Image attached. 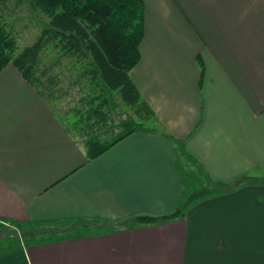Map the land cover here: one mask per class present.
<instances>
[{"label":"crops","instance_id":"crops-1","mask_svg":"<svg viewBox=\"0 0 264 264\" xmlns=\"http://www.w3.org/2000/svg\"><path fill=\"white\" fill-rule=\"evenodd\" d=\"M143 2L141 58L129 75L159 132L133 133L88 161L75 113L67 125L7 65L0 219L169 214L183 195L176 158L231 190L175 221L1 250L0 264H264V0Z\"/></svg>","mask_w":264,"mask_h":264},{"label":"trees","instance_id":"trees-1","mask_svg":"<svg viewBox=\"0 0 264 264\" xmlns=\"http://www.w3.org/2000/svg\"><path fill=\"white\" fill-rule=\"evenodd\" d=\"M30 5L50 18L34 43L18 49L10 31L0 23V73L14 65L46 101L55 90L69 96L70 89L59 87L62 75L54 70L69 59L71 67L79 65L73 88L87 84L89 95L75 106V133L84 142L87 160L107 152L133 133H156L160 127L152 107L142 97L129 71L141 58L140 43L145 34L143 0H29ZM49 53L54 55L49 58ZM55 100V99H53ZM117 102V104H116ZM131 113L119 122L109 137L97 135L107 129L115 106ZM111 130V129H110ZM115 130H117L115 132ZM108 133V132H107ZM179 157V153H178ZM176 166L183 185L180 205L162 216L140 215L128 220L77 219L58 222L0 219V251L20 246L60 242L84 237L93 228L113 232L122 228L155 226L181 219L195 204L212 197L225 184L203 186L196 178L186 181ZM191 176V175H189ZM219 185V187H218ZM231 190V189H230Z\"/></svg>","mask_w":264,"mask_h":264},{"label":"rangeland","instance_id":"rangeland-1","mask_svg":"<svg viewBox=\"0 0 264 264\" xmlns=\"http://www.w3.org/2000/svg\"><path fill=\"white\" fill-rule=\"evenodd\" d=\"M49 21L50 18L40 10L33 8L30 5L29 0H0V23L10 31L17 42L18 49L20 50L25 46L34 43L42 29L48 26ZM48 55L50 58L54 54L49 53ZM78 70L79 65L71 67L69 59H65L64 64L54 70L63 77L59 87H62V90L65 88L70 89V94L69 96H61L60 93H57L55 90V96L53 97L55 100H48V103L56 115L67 125L70 124L73 119L72 114L74 112V107L81 105L82 98H86L85 95H89L86 94L89 91V88H86L88 85L84 84V82L77 84L74 88L71 86L74 85L73 80L77 76L76 73H78ZM129 113L131 112L128 111V109L123 111L122 105L115 106L112 111V119L109 122V126L107 129L99 131L97 135L101 138L109 137L111 134L109 132H114L112 129H116L119 122L122 119H126V117L130 115ZM116 131L117 130H115V132ZM83 142L84 141L82 140V143ZM191 168V164L189 168H185L182 163L181 169L187 182L191 180L189 179V177H191L192 179L196 178L199 182H202L203 186L208 185L212 188L215 187L205 175H202L197 169L193 170ZM217 194L218 191H216L214 195Z\"/></svg>","mask_w":264,"mask_h":264}]
</instances>
